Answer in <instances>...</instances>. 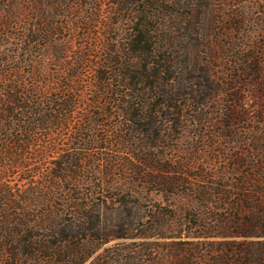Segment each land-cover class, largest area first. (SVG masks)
Instances as JSON below:
<instances>
[{
  "label": "trees",
  "instance_id": "trees-1",
  "mask_svg": "<svg viewBox=\"0 0 264 264\" xmlns=\"http://www.w3.org/2000/svg\"><path fill=\"white\" fill-rule=\"evenodd\" d=\"M121 168L174 202L179 264H264V0H0V264L122 237L85 199Z\"/></svg>",
  "mask_w": 264,
  "mask_h": 264
},
{
  "label": "rangeland",
  "instance_id": "rangeland-1",
  "mask_svg": "<svg viewBox=\"0 0 264 264\" xmlns=\"http://www.w3.org/2000/svg\"><path fill=\"white\" fill-rule=\"evenodd\" d=\"M192 37L194 38L190 36L185 41L187 50L194 44ZM199 50L205 59L204 47L200 46ZM187 55L189 63H192L194 56ZM191 72L195 75L202 74L199 70ZM192 81L194 82L195 78ZM211 102L200 105L196 110L191 109L189 116L185 117L180 133L176 134L174 140V145H178L175 147L178 149L175 155H180L181 152L193 155L197 153L199 147L195 135L200 128H209L207 124L210 120L202 122V118L205 117L204 113H208V117L212 115L214 109L210 107ZM200 109L202 112L198 113ZM123 171L125 170H116L112 178L103 179L104 186L96 187L85 196L88 205H95L99 209L101 226L111 233L123 236L115 237L101 245L84 264L93 260L95 264H179L192 253L193 248L188 241L195 240V237L184 236L179 226L180 219L172 217L174 202L165 196L157 183H146L139 180V177L127 171L125 174ZM176 203L181 205L180 200ZM200 248V253L209 258L210 246L208 249Z\"/></svg>",
  "mask_w": 264,
  "mask_h": 264
}]
</instances>
